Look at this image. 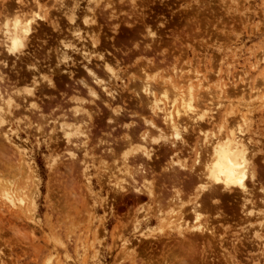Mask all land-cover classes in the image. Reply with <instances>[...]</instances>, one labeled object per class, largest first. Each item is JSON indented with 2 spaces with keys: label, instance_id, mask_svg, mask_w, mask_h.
Listing matches in <instances>:
<instances>
[{
  "label": "rangeland",
  "instance_id": "1",
  "mask_svg": "<svg viewBox=\"0 0 264 264\" xmlns=\"http://www.w3.org/2000/svg\"><path fill=\"white\" fill-rule=\"evenodd\" d=\"M16 10L26 16L38 15L25 54L7 55L0 49V83L13 96L7 120L0 124L12 133L7 139L0 134V264H180L191 251L196 254V264H264L260 220L254 216L246 221L237 197L223 202L222 213L211 208L204 212L201 223L211 225L213 236L185 230L181 245L179 234L169 233L158 216V208L168 211L167 204L163 205L167 189L178 188L180 198L187 202L193 198L188 195L194 183L190 186L187 177L180 185L171 183L164 177L165 169L171 160L192 168L195 155L191 146L200 136L184 134L187 145L171 138L178 147L172 154L171 150L165 152L162 138L145 122L153 120L163 128L160 118H154L136 95L146 74L156 85L173 81L183 92L190 78L194 87L191 101L196 112L204 114L201 128L217 136L220 126L229 130L238 125L256 154L252 160L262 166L264 0H0V27L5 15L10 18ZM70 14L76 15L75 24L67 18ZM148 27L155 37L149 36ZM73 29L81 37L72 34ZM66 42L75 45L70 50L74 59L70 67L59 61L58 51ZM78 48L80 51L75 50ZM82 49L92 55L90 62L103 79L107 77L98 52L103 51L117 72V78L109 81L118 94L111 107L74 82L83 73ZM68 69L74 72L73 79L61 71ZM34 78L41 82V90L31 84ZM92 86L105 98L104 91ZM158 87L154 88L156 95ZM74 108L82 113L78 119L71 117ZM110 108L123 110V115L113 117ZM63 123L68 132L75 129L70 132L69 146ZM147 132V140L151 139L147 146L152 149L148 162L152 172H147L153 176L147 177L149 182L140 175L134 179L140 186L151 181L153 199L137 196L125 185L132 181L128 175L135 171V164L130 160L138 153L130 152L129 146L138 145ZM17 149L31 162L35 176L19 170ZM71 152L88 168L87 175L80 161L70 157ZM184 172L179 175L184 177ZM118 183H124L121 195L115 192ZM184 218L189 221L191 215ZM255 231L258 240L252 235Z\"/></svg>",
  "mask_w": 264,
  "mask_h": 264
},
{
  "label": "bare ground",
  "instance_id": "2",
  "mask_svg": "<svg viewBox=\"0 0 264 264\" xmlns=\"http://www.w3.org/2000/svg\"><path fill=\"white\" fill-rule=\"evenodd\" d=\"M131 7H132V5H131ZM133 7H134V5H133ZM5 9L7 10V6ZM5 12H7V11H4V13ZM12 12L13 13L10 14L11 19L9 18V15L8 16L5 15L7 18H3L5 20L2 21V26L0 27V49H2L3 53L5 52V54H7V55L17 56V55L25 54V53H23L24 52L23 50L25 49L26 44L29 42V40L31 38L30 36L33 34L32 28L34 25H36V17L38 15V13L36 12L37 15L34 14L32 16L31 15L26 16V14H23V13L21 14V12H19L17 10L12 11ZM39 16H41V14ZM67 18L69 19V21L71 23H74V24H75L76 19H77L75 14H70V15H68ZM142 19L146 23L144 16H142ZM84 22H85V24L87 23L86 20ZM145 26H149V25L145 24ZM149 28L150 27L147 28V32H148L149 36L155 37L156 33H152V31ZM72 31H73L72 34L75 33L77 36L81 37L79 30L73 29ZM153 37H151V38H153ZM68 42H66L65 45L63 44V46L58 51L59 58H60L59 61L66 63L65 67H70V63H73V61H74V59L72 58V54L70 53V50L73 51V49H74L73 46H75V45H73L72 43H68ZM82 45H85V44H82ZM84 48H86V47H84ZM75 50H79V48L75 49ZM96 52H98V51H96ZM102 52L101 51L98 52L99 54L96 53V54H98L96 56H97V59L101 60L102 64L99 62L101 64L100 66H101V69L104 70V72L106 73L107 78L103 79L102 77L99 76V74L96 70V67L93 66L90 62L92 59L91 58L92 55L90 56L88 51H85V50L83 51V49H82L80 53H81V56L83 57L85 63H81L83 65L81 66L80 69L83 73L81 75H79L76 79H74V82L76 84L80 85L81 88H85L91 97L102 102V104H104V106L106 105L108 107L109 106L111 107V104H113L112 103L113 101L117 102L118 94L116 96V92H115L116 90L114 91L113 90L114 88L112 89V87L109 86V84L111 83V82L109 83V81H113L114 79H116L118 74L113 69V67L111 66L112 64H109L106 61V57H105L104 53H102ZM99 63H98V65H99ZM61 71H64V72L66 71L65 73L68 74L67 76L70 77L71 79H73L74 72L72 70L68 69V70H61ZM141 72H143V71H141ZM144 72H146V71H144ZM143 74H145V73H143ZM175 74L176 73H174V75ZM0 76H1V70H0ZM176 76L178 77L179 74H176ZM47 81H48L49 86L54 87V84H53L51 79H47ZM152 81L153 80H151L147 76V74L144 75L142 78V81L140 82V85H138L139 90H138V92H136V95L138 96L139 100L141 98L144 100L145 106L151 110L150 112L154 118H160L161 124L163 125V128L158 126L153 120H147L145 122L147 123L149 128L152 127L153 129H155L156 132H158L157 137L162 138V140H161L162 146H166V148L164 149L165 152L168 150H171L170 152L172 154V152L176 151V150H173V148L175 149L178 144L175 145V141H172L171 138H174L175 140H177V142L180 141L184 145L185 141H186V140H184L185 139L184 134L188 135V134L194 133V135L198 134L200 136V138H199L200 140H197L196 145L191 146V150H193L194 155H195V164H193L192 168L191 167H190V169L186 168L182 164H179L178 160H176V161L171 160L173 163L171 164V166H168L165 169L166 174L164 177L166 178V180H169L171 183L175 182V183L180 185V183L185 182L186 177L188 178L187 183L190 186H191L192 182L194 183V185L192 184L193 187H191L193 192L192 193L190 192L191 194L188 193L189 190L187 192L189 194V195L188 194L187 195L192 196L193 198H192V200H187V202L183 201V200L187 199L186 197H185L186 199H183V200L180 198V191H178L179 190L178 188L177 189H171L174 186H170V188L167 189L168 196L165 197L166 198L165 204H163V203L162 204L165 205V207L167 204L168 211L162 212L161 208H158V212H159L158 216L161 218V221H163V222L165 221L164 224L166 226H168L167 228L169 229L168 230L169 233L170 232H176L177 234H179V236L181 237V239L183 241V242L182 241L180 242L181 245H184V243H185V241H184L186 238L185 237V230H189L190 234H192V235L202 236V235L208 234L210 236H213L214 230H212V228L210 227L211 225L208 227L207 226L208 222L207 223L203 222L204 224L201 223V218L205 215L204 212H207L206 211L207 208H211L213 211L215 210V212L220 213L221 212L220 207L223 204V202L226 203L227 202L226 199L227 200L233 199L235 197H237L235 199H238V200L240 199V203H238V204H240L241 214L244 215L243 218L247 221L252 217L254 218V216L257 217V219L260 220V222L258 223V231H260L261 229L263 231L264 230V157L261 158L262 162H263L262 166L260 165V167H257L255 161L252 160V157L256 154L253 152L254 151V150H252L253 148L251 149L250 142L243 138V134H242L243 131L242 130H240L241 132L239 131L238 125H237V127L235 126L236 129L231 127L229 130H226L223 126H220L219 128L216 127V128H218V130H217L218 135L217 136H215L213 132L208 133V130L201 128V123H203V118H204L203 115L204 114H199V112H196V109L194 108V104L191 101L192 100V93L194 91V87H193V83L190 81V78L187 79V82H186L187 86H186L185 92H183L180 89L181 88L180 86L177 87L173 81H171L170 83H166L164 81H161L158 83L160 86L156 85L157 83L154 84ZM4 84L5 83H0V124H1V122L2 123L6 122L7 117L9 115L8 113H10L9 107L12 104L11 100L13 99V96L10 94V92H8L7 89L6 90L4 89L5 88V86L3 87ZM31 84H35L36 86H38V85L40 86L41 82L39 84L38 81H36V78H34L33 83H31ZM92 85H96L99 87V89L102 92L104 91L106 93L105 98H102L100 96L99 92L97 90H95V88ZM36 86L31 85V87L34 88L33 90H35ZM114 87H115V85H114ZM156 87L159 88V92L157 90V92H158L157 95H156V91H155V89H157ZM39 88L41 90V86ZM107 88H111L112 91L111 92L106 91ZM77 90L78 89L76 88V91ZM30 93H31V95H33L32 91H30ZM220 93H222V91H220ZM75 98H77V97L75 96ZM163 98H165L164 99L165 101H163ZM78 103H80V102H78ZM198 103H200V102L198 101ZM218 103H219V101H218ZM97 107H98V105H97ZM98 108H100V107H98ZM110 109H111L110 111H112L110 115H113V117H118L120 115H123V110H118V109H114V108L113 109L110 108ZM139 112H141V111H139ZM79 115H82V113L79 109L74 108L71 111V117L78 119V117H80ZM42 117H43V115H42ZM42 117H40V119H42ZM44 120H46V119H44ZM48 120H49V118H48ZM108 120L111 123H112V121H114L112 118L110 119V117L108 118ZM83 121H85V120H83ZM43 122H40V124H42ZM46 122H48V121H46ZM52 122L54 123V121H50L49 124L51 123V125H52ZM49 124H48V128L50 127ZM61 127L63 129L62 133L65 136L66 143H68V146H69L70 145L69 141L71 140L70 139L71 138L70 132H71V130L74 131L75 129H71V130H69L70 132H68L66 130V125L64 123L61 125ZM166 129H168L169 132L165 131L166 132L165 133L164 130H166ZM49 130H50V128H49ZM149 133L150 132H147V133L142 134L140 136L139 143L137 142L138 145L135 144V145L129 146V147H131L130 152L136 151L138 153H137V155L135 153L133 155L134 156L133 160H130L131 162H133V164H135L133 166L134 167L133 170H135V171H133V173L131 175H128V177L130 178L129 180L132 179V181L126 182V183L124 182V183H125V185H128V187H130V190L133 193H135L137 196L146 195L148 198L153 199V198H155V192H154L155 190L153 189L154 186H153V184H151V181H150V183H145V181L149 182L148 181L149 179H147V177L149 178L150 175L153 176L151 173L147 172L149 169V165H150V164H148V162H149V160L152 159L151 158L152 157V153H151L152 149H149V146H147L148 142H151V139L147 140V138L150 137ZM0 134H1V136H4L6 139L9 138L10 135H12V133L9 129H6V128L2 129V127H0ZM72 135L76 136V134H72ZM143 143H146V145ZM187 144H188V142H187ZM187 144H185V145H187ZM72 145H74L72 147H75L76 143L72 142ZM17 146H20V144H17ZM77 149L78 148H76V150ZM257 150L259 151L262 149L260 148ZM16 151H17L16 153L18 155H20V156H18L19 158H18V164H17V166H19L18 167L19 170H21V171L23 170L25 175L28 173H32L33 176H35V174H34L35 171L31 165V162L29 160H27L25 156H23V154L20 152V149H17ZM173 154H175V153H173ZM75 156H76V154L74 152H71L70 157L79 162L80 160L77 159L79 157H75ZM166 156H168L169 159L172 158L171 155L170 156L166 155ZM80 163H81V165H83L81 161H80ZM80 163H78L77 165H80ZM176 166H177V168H176ZM77 167H79V166H77ZM151 168H153V170H154V167H151ZM78 169H80V168H78ZM82 169H83L82 172H83L84 176L87 175L88 174V168L85 167V165H83ZM178 169L181 171L182 170L185 171L184 172L185 178L183 177V175H182V177L179 175V173H181V171H179ZM138 175H140V179L142 178L143 180H145L143 182V183H145L144 186H140V183L139 184L136 183L137 181H135L136 179H134V176H136L135 178H137ZM124 183L116 184L115 192H117V194L120 193L119 195H121L123 193ZM165 185H167V183ZM171 185H173V184H171ZM168 187H169V184H168ZM182 188H184V186ZM188 189H190V187ZM257 192L259 195H258L257 200H255ZM165 195H166V193H165ZM183 195H185V194H183ZM162 199H164V198H162ZM162 201L160 199L158 203L161 204ZM220 201H221V203H219ZM9 203H10V201H9ZM11 203L14 204V201L13 202L11 201ZM156 203H157V201H156ZM255 203L257 205L259 204L261 207L255 205ZM11 206H13V205H11ZM255 206H257L259 208L255 207ZM158 207H160V206H158ZM187 215H191V219L189 221H187V219L184 218ZM207 217H209V216H207ZM166 218H168V219L166 220ZM209 218H208V220H209ZM189 222H191V223H189ZM252 235H253V238H255L257 240L260 238L259 233H257V231H255ZM188 243H186V244H188ZM187 248H189V247H187ZM193 249H195V248H193ZM174 256L176 258L178 256V254H177V256L176 255H174ZM195 257H196V254H194V252H192V251L187 252L185 255L186 260L182 259L183 262H181L180 264H188V263L189 264H191V263L196 264V261L194 260ZM189 261H191V262H189Z\"/></svg>",
  "mask_w": 264,
  "mask_h": 264
}]
</instances>
